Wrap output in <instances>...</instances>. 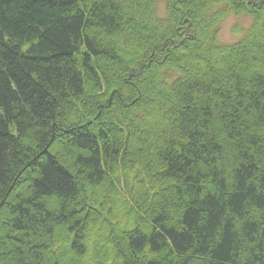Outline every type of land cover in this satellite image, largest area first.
I'll return each instance as SVG.
<instances>
[{
  "label": "trees",
  "instance_id": "trees-1",
  "mask_svg": "<svg viewBox=\"0 0 264 264\" xmlns=\"http://www.w3.org/2000/svg\"><path fill=\"white\" fill-rule=\"evenodd\" d=\"M258 46L264 0H0V264H264Z\"/></svg>",
  "mask_w": 264,
  "mask_h": 264
},
{
  "label": "rangeland",
  "instance_id": "rangeland-1",
  "mask_svg": "<svg viewBox=\"0 0 264 264\" xmlns=\"http://www.w3.org/2000/svg\"><path fill=\"white\" fill-rule=\"evenodd\" d=\"M161 7L160 9V15L165 16V6L163 4H159ZM252 24V20L243 17V18H237L235 16H231L222 26L221 29V34H220V41L223 43L231 44L239 41L242 37L243 34H237L235 33V28L239 27L242 30H246L249 28ZM256 53L262 52L264 55V49L260 46L254 48Z\"/></svg>",
  "mask_w": 264,
  "mask_h": 264
}]
</instances>
